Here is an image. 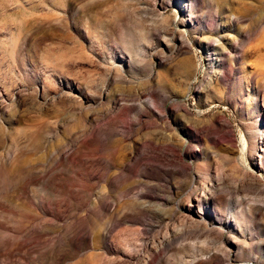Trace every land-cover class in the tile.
<instances>
[{"label": "rangeland", "instance_id": "rangeland-1", "mask_svg": "<svg viewBox=\"0 0 264 264\" xmlns=\"http://www.w3.org/2000/svg\"><path fill=\"white\" fill-rule=\"evenodd\" d=\"M0 264H264V0H0Z\"/></svg>", "mask_w": 264, "mask_h": 264}, {"label": "bare ground", "instance_id": "bare-ground-1", "mask_svg": "<svg viewBox=\"0 0 264 264\" xmlns=\"http://www.w3.org/2000/svg\"><path fill=\"white\" fill-rule=\"evenodd\" d=\"M243 144H244V150L247 151L250 148V142L248 141V139L246 137L243 136Z\"/></svg>", "mask_w": 264, "mask_h": 264}]
</instances>
